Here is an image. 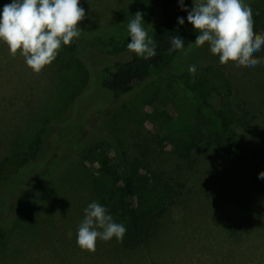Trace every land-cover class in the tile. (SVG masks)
Segmentation results:
<instances>
[{
  "label": "rangeland",
  "instance_id": "1",
  "mask_svg": "<svg viewBox=\"0 0 264 264\" xmlns=\"http://www.w3.org/2000/svg\"><path fill=\"white\" fill-rule=\"evenodd\" d=\"M10 2L0 0V6ZM162 3L178 2L80 0L85 18L78 21L76 49L62 45L39 73L19 51L13 56L0 43V185L12 177L31 181L11 206L0 201L1 216L9 210L0 264H264V192L255 193L250 179L239 173L249 169L245 164L232 163L227 151L208 141L216 142L215 135L223 137L224 131L200 99L169 73L137 83L117 98L99 85L100 67L131 55L111 52L104 40L129 37L133 15L140 11L145 22ZM246 3L254 7L256 31L264 33V0ZM254 56L264 58V46ZM182 63L223 71L232 100L250 110L264 148V63L254 68L221 64L207 43L183 51L175 65ZM41 128L44 142L37 160L14 173L4 159L26 150ZM196 128L202 134L199 143L191 137ZM87 147L102 156L87 159L81 153ZM116 152L139 161L137 200L142 214L155 216L154 231L134 250L123 249L115 238L98 240L94 252L82 250L76 230L92 200L124 222L118 176L102 169L115 166ZM147 169L152 173L145 178ZM246 202L249 222L231 235L224 228L227 216H236L237 205Z\"/></svg>",
  "mask_w": 264,
  "mask_h": 264
},
{
  "label": "trees",
  "instance_id": "2",
  "mask_svg": "<svg viewBox=\"0 0 264 264\" xmlns=\"http://www.w3.org/2000/svg\"><path fill=\"white\" fill-rule=\"evenodd\" d=\"M188 5L191 7V4ZM249 7H251L254 14V7L252 5ZM186 15L187 13L178 7V3H162L154 6L148 12L143 26L148 34L153 36L157 44L156 56L144 60L131 52V55L127 58L115 59L111 63L103 65L97 72L99 85L114 98H117L120 95L129 93L137 83L144 82L153 76L169 73L194 93L200 99L202 106L207 108L211 115L219 121L224 136L221 137L217 134L215 135L216 142L213 139L208 141L210 143L214 142L227 151L232 163L245 164L249 169L247 171L243 169L239 173L250 179L255 193H262L264 192V182L257 178V174L258 168L264 170V148L255 136L250 110L245 105L232 100L230 84L220 68L205 65L196 68L195 75H192L188 72L189 65L185 63L180 66L175 65L180 54L195 45L194 41L197 33L193 31L191 24L187 22ZM178 16L185 17L184 25L177 24ZM173 35H180L184 38V48L169 52L170 38ZM129 40L130 37L124 39L110 37L104 40V43L111 52L120 54L129 51L126 47ZM64 47L70 51L76 49L75 43L64 45ZM44 133L45 128L39 129L35 132L26 150L4 159L13 165L14 173L18 174L20 169L28 163L37 160L43 146ZM191 137L199 143L202 134L196 128V132L191 134ZM227 137L231 139L230 143H228ZM81 153H85L87 159L92 161H97L103 154V152L95 151L90 147L83 149ZM115 161V166L108 164L103 166L102 169L107 174L118 176L116 187L121 195L119 215L124 220L123 224L127 229L119 243L125 250H134L139 248L147 237L151 236L157 221L154 218L155 216L147 213L142 214L139 209L137 200L138 190L140 189L138 186V179L140 180L139 161L136 159L129 160L124 152H116ZM119 169L121 171H118ZM147 172H151V169L145 170L142 176L149 177ZM43 178L48 180L46 175ZM29 183L31 181L24 182L17 177L5 180L0 185V201L4 199L6 206H11L9 201L21 193L24 187H28ZM247 208L249 209L248 202L242 208L238 204L235 210L236 216H227L224 228L229 234L233 235L236 229L241 227L240 224L244 225L249 222L250 214L246 210ZM1 210L0 207V247L7 235L8 223H6V219L9 212V210L5 211L3 217L1 216ZM114 221L120 223L117 219H114Z\"/></svg>",
  "mask_w": 264,
  "mask_h": 264
},
{
  "label": "clouds",
  "instance_id": "3",
  "mask_svg": "<svg viewBox=\"0 0 264 264\" xmlns=\"http://www.w3.org/2000/svg\"><path fill=\"white\" fill-rule=\"evenodd\" d=\"M178 7L187 13L186 20L197 33L195 45L207 43L209 51L218 55L221 64L229 61L250 68L264 63V58L254 56L264 46V33L257 32L253 24V11L246 0H177ZM85 18L80 0H11L0 6V43L8 46L11 55L17 51L25 64L35 73L51 64L62 45H69L81 35L78 21ZM142 13L137 11L127 24L130 37L126 47L144 60L156 56L157 44L143 26ZM184 25L185 17H177ZM184 48V38L173 35L169 52ZM195 65L188 72L195 75ZM257 178L264 180V170ZM83 219L76 230V244L82 250L94 252L96 243L123 239L127 229L114 221L108 209L92 200L83 209ZM71 236V232L68 233Z\"/></svg>",
  "mask_w": 264,
  "mask_h": 264
}]
</instances>
